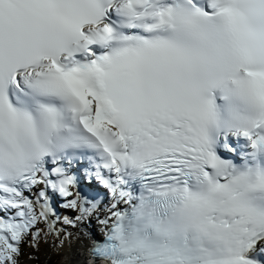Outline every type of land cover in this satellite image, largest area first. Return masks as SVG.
Returning <instances> with one entry per match:
<instances>
[{
    "label": "snow or ice",
    "instance_id": "obj_1",
    "mask_svg": "<svg viewBox=\"0 0 264 264\" xmlns=\"http://www.w3.org/2000/svg\"><path fill=\"white\" fill-rule=\"evenodd\" d=\"M42 233L264 264V0H0V264Z\"/></svg>",
    "mask_w": 264,
    "mask_h": 264
},
{
    "label": "rangeland",
    "instance_id": "obj_2",
    "mask_svg": "<svg viewBox=\"0 0 264 264\" xmlns=\"http://www.w3.org/2000/svg\"><path fill=\"white\" fill-rule=\"evenodd\" d=\"M40 227L43 228L44 225L41 224ZM96 227V225H93V231ZM58 244L59 241L56 239V237L51 235L47 237V242H45L44 234L42 233L38 247L31 246L30 248H26L25 245L22 247V254L19 257V264H38V258L41 260L42 264H62L64 261V256L53 257L56 252L55 247ZM23 256H27L28 259H21Z\"/></svg>",
    "mask_w": 264,
    "mask_h": 264
},
{
    "label": "bare ground",
    "instance_id": "obj_3",
    "mask_svg": "<svg viewBox=\"0 0 264 264\" xmlns=\"http://www.w3.org/2000/svg\"><path fill=\"white\" fill-rule=\"evenodd\" d=\"M58 211L63 212L61 209ZM101 215H104L101 212ZM75 231V230H72ZM55 254L53 257L64 256V261L62 264H88V242L84 241H74L69 244L67 241L64 243L63 247H55ZM38 264H42L41 260L37 259ZM49 264V263H47Z\"/></svg>",
    "mask_w": 264,
    "mask_h": 264
},
{
    "label": "trees",
    "instance_id": "obj_4",
    "mask_svg": "<svg viewBox=\"0 0 264 264\" xmlns=\"http://www.w3.org/2000/svg\"><path fill=\"white\" fill-rule=\"evenodd\" d=\"M25 246H26V248H30V247H31V246H30L29 244H27V243L25 244ZM23 258H24V259H28L27 256H23Z\"/></svg>",
    "mask_w": 264,
    "mask_h": 264
}]
</instances>
